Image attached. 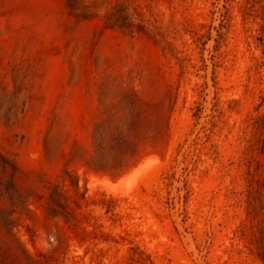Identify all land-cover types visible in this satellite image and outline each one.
<instances>
[{
	"label": "rangeland",
	"instance_id": "374dc122",
	"mask_svg": "<svg viewBox=\"0 0 264 264\" xmlns=\"http://www.w3.org/2000/svg\"><path fill=\"white\" fill-rule=\"evenodd\" d=\"M104 1L0 0V264H264L247 0Z\"/></svg>",
	"mask_w": 264,
	"mask_h": 264
},
{
	"label": "trees",
	"instance_id": "16d2710c",
	"mask_svg": "<svg viewBox=\"0 0 264 264\" xmlns=\"http://www.w3.org/2000/svg\"><path fill=\"white\" fill-rule=\"evenodd\" d=\"M64 2L70 14L74 16L91 17L93 15L91 10L98 9L97 11L100 12V5L105 1L64 0ZM245 8L246 15L252 17L257 24V28L254 31L255 33L252 35V40L255 46L260 50L261 57L264 60V3L261 0H247ZM130 9L126 1L115 5L110 11L106 9L104 11L106 26L117 28L129 27L132 24V21H130ZM116 10H118V19L116 17ZM255 122L259 125L256 126V128L264 129V116L258 117ZM5 225L7 226L8 232H10L12 228L10 222H7ZM260 257L262 261H264V256L262 254Z\"/></svg>",
	"mask_w": 264,
	"mask_h": 264
}]
</instances>
